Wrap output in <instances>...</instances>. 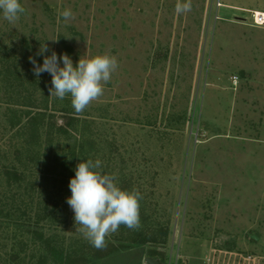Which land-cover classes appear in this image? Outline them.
I'll use <instances>...</instances> for the list:
<instances>
[{
  "label": "rangeland",
  "instance_id": "obj_1",
  "mask_svg": "<svg viewBox=\"0 0 264 264\" xmlns=\"http://www.w3.org/2000/svg\"><path fill=\"white\" fill-rule=\"evenodd\" d=\"M178 2L187 0H20L15 25L0 14V206L15 213L21 201L35 223L54 198L58 215L40 227L67 247L85 241V264H264V24L254 22L264 0H190L185 13ZM66 8L74 20L59 16ZM43 43L45 55L67 53L74 65L117 58L104 95L83 113L49 96L48 72L33 74L29 57L42 64ZM27 113L45 118L31 145ZM69 117L79 120L77 144L50 143L48 124ZM88 159L142 195L140 227L107 238L120 252L112 257L76 231L66 203ZM6 170L23 173L21 185Z\"/></svg>",
  "mask_w": 264,
  "mask_h": 264
},
{
  "label": "clouds",
  "instance_id": "obj_2",
  "mask_svg": "<svg viewBox=\"0 0 264 264\" xmlns=\"http://www.w3.org/2000/svg\"><path fill=\"white\" fill-rule=\"evenodd\" d=\"M176 11H191L190 0L178 2ZM25 12L20 0H0V14L10 24L15 25ZM59 16L65 22L75 19L70 8L64 9ZM48 51L47 44L43 43L35 54L43 56L42 64L37 63L35 56L29 57L33 74L39 78L48 72L51 75L49 96L59 100L70 98L78 114L104 95V86L119 67L117 58L107 53L80 58L74 65L67 53L58 56L52 51L51 55H45ZM101 165L99 159L78 163L75 176L69 181L71 196L66 199L74 213V223L78 225L76 231L97 250H104L107 238L117 233L121 226L131 230L140 227L142 199L138 189L125 190L118 185L115 175L100 171Z\"/></svg>",
  "mask_w": 264,
  "mask_h": 264
},
{
  "label": "trees",
  "instance_id": "obj_3",
  "mask_svg": "<svg viewBox=\"0 0 264 264\" xmlns=\"http://www.w3.org/2000/svg\"><path fill=\"white\" fill-rule=\"evenodd\" d=\"M29 106V104H28ZM32 107V106H29ZM32 113L26 114V124L22 126L23 130L27 134L24 142L31 145L37 141L40 134L38 132V127L44 125L45 118L42 116L32 115ZM63 125L48 124V129L51 135L50 143L57 139V136L68 141H77L73 136V131H78L77 125L79 124L78 118L69 117ZM31 137V138H30ZM52 138V139H51ZM20 152L18 151V156L20 157ZM59 156L55 155L53 158L54 164H61L66 168V159L59 162ZM48 160L45 159L43 164H45V171L43 174L42 182L45 184L47 176H49ZM6 175L10 179L13 177V182L20 184L24 181L25 176L19 171L6 170ZM43 184V185H44ZM44 188V187H43ZM51 200V201H50ZM54 198H49L45 202L44 200L40 203V210L38 211V219L35 223L30 221L27 213L22 212L21 201L14 212L7 210L5 206H0V264H85V255L81 254L83 249H79L78 243L85 242L83 240L72 239L74 243L72 246L66 244V238L60 236L59 234L47 235L43 229L40 227L41 220H50L56 218L58 215V204L55 203ZM51 202V204H50ZM50 204V205H49ZM45 205V206H43ZM43 206V207H42ZM14 221V222H13ZM150 241H155L154 238H148ZM8 241V242H4ZM111 248V249H110ZM106 254L102 257H112L115 254L120 253L119 251L113 250L112 246L107 242Z\"/></svg>",
  "mask_w": 264,
  "mask_h": 264
},
{
  "label": "built area",
  "instance_id": "obj_4",
  "mask_svg": "<svg viewBox=\"0 0 264 264\" xmlns=\"http://www.w3.org/2000/svg\"><path fill=\"white\" fill-rule=\"evenodd\" d=\"M254 22L256 23V25H263L264 24V14L256 12L254 16Z\"/></svg>",
  "mask_w": 264,
  "mask_h": 264
},
{
  "label": "water",
  "instance_id": "obj_5",
  "mask_svg": "<svg viewBox=\"0 0 264 264\" xmlns=\"http://www.w3.org/2000/svg\"><path fill=\"white\" fill-rule=\"evenodd\" d=\"M146 263L147 264H162L160 260H154L153 258H147Z\"/></svg>",
  "mask_w": 264,
  "mask_h": 264
},
{
  "label": "bare ground",
  "instance_id": "obj_6",
  "mask_svg": "<svg viewBox=\"0 0 264 264\" xmlns=\"http://www.w3.org/2000/svg\"><path fill=\"white\" fill-rule=\"evenodd\" d=\"M258 13H260V12H258Z\"/></svg>",
  "mask_w": 264,
  "mask_h": 264
}]
</instances>
